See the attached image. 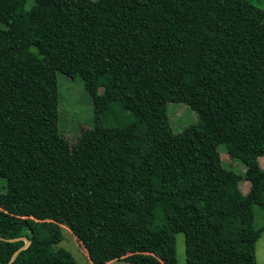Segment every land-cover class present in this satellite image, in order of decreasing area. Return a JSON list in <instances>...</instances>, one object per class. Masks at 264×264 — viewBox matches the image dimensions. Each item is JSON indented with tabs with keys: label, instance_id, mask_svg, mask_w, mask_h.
<instances>
[{
	"label": "trees",
	"instance_id": "obj_1",
	"mask_svg": "<svg viewBox=\"0 0 264 264\" xmlns=\"http://www.w3.org/2000/svg\"><path fill=\"white\" fill-rule=\"evenodd\" d=\"M58 74L92 97L76 144ZM169 103L198 123L175 132ZM261 157L264 10L250 0H0V264L23 238L11 264H78L57 247L64 227L92 264H177L180 233L186 264H258Z\"/></svg>",
	"mask_w": 264,
	"mask_h": 264
},
{
	"label": "rangeland",
	"instance_id": "obj_2",
	"mask_svg": "<svg viewBox=\"0 0 264 264\" xmlns=\"http://www.w3.org/2000/svg\"><path fill=\"white\" fill-rule=\"evenodd\" d=\"M254 5L264 10V0H250ZM60 105H59V130L61 134L71 143L76 144L78 138L84 130L92 129L94 126V107L92 97L84 89L83 83L79 78L73 79L62 74H58ZM167 115L170 126L175 132H180L184 128L197 124L199 119L185 103H169L167 105ZM150 118L161 119V112H147ZM219 152L226 167L234 169L237 173L244 172L243 164L238 160H232L223 145L219 146ZM261 160V161H260ZM264 168V157L259 159ZM6 180L0 177V192L6 191ZM240 188L247 193L250 183L243 181ZM255 210V225H264V209L258 205ZM64 239L57 245L58 248L69 250L78 264H92L88 259L87 251L82 244L71 234L67 227L63 231ZM177 264H186V244L185 235H176ZM256 260L258 264H264V233L256 243ZM109 264H130L125 261H113Z\"/></svg>",
	"mask_w": 264,
	"mask_h": 264
},
{
	"label": "water",
	"instance_id": "obj_3",
	"mask_svg": "<svg viewBox=\"0 0 264 264\" xmlns=\"http://www.w3.org/2000/svg\"><path fill=\"white\" fill-rule=\"evenodd\" d=\"M9 241H12L11 239H8ZM23 240H24V242H25V245L21 248V249H19L15 254H14V256H13V258H12V260L10 261V263L9 264H11L12 263V261L15 259V257L22 251V250H24V249H26L29 245H30V241L27 239V238H23Z\"/></svg>",
	"mask_w": 264,
	"mask_h": 264
},
{
	"label": "crops",
	"instance_id": "obj_4",
	"mask_svg": "<svg viewBox=\"0 0 264 264\" xmlns=\"http://www.w3.org/2000/svg\"><path fill=\"white\" fill-rule=\"evenodd\" d=\"M261 161V160H260Z\"/></svg>",
	"mask_w": 264,
	"mask_h": 264
}]
</instances>
